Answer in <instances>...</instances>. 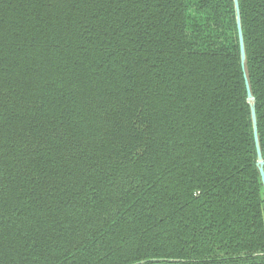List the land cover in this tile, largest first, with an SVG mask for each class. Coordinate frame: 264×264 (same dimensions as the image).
<instances>
[{
    "label": "trees",
    "instance_id": "1",
    "mask_svg": "<svg viewBox=\"0 0 264 264\" xmlns=\"http://www.w3.org/2000/svg\"><path fill=\"white\" fill-rule=\"evenodd\" d=\"M237 3L243 63L234 0H0V264H264Z\"/></svg>",
    "mask_w": 264,
    "mask_h": 264
},
{
    "label": "water",
    "instance_id": "2",
    "mask_svg": "<svg viewBox=\"0 0 264 264\" xmlns=\"http://www.w3.org/2000/svg\"><path fill=\"white\" fill-rule=\"evenodd\" d=\"M234 7H235V13H236V23H237L239 44H240V59H241V63H243L245 54H244L241 28H240V18H239V9H238L237 0H234ZM246 90H247V101L249 102V105H250L251 120H252V125H253V132H254L255 145H256V151H257L256 165L258 167L260 177H261V182H262V185L264 187V170H263L264 161L261 157V152H260L258 139H257L256 118H255V110H254V98L252 97V95L249 91V87H248L247 83H246ZM139 263H142V262H139Z\"/></svg>",
    "mask_w": 264,
    "mask_h": 264
},
{
    "label": "rangeland",
    "instance_id": "3",
    "mask_svg": "<svg viewBox=\"0 0 264 264\" xmlns=\"http://www.w3.org/2000/svg\"><path fill=\"white\" fill-rule=\"evenodd\" d=\"M263 217H264V204H263Z\"/></svg>",
    "mask_w": 264,
    "mask_h": 264
}]
</instances>
